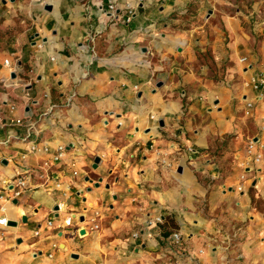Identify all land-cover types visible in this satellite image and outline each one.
<instances>
[{
  "label": "crops",
  "instance_id": "1",
  "mask_svg": "<svg viewBox=\"0 0 264 264\" xmlns=\"http://www.w3.org/2000/svg\"><path fill=\"white\" fill-rule=\"evenodd\" d=\"M113 1L0 0V264H264V0Z\"/></svg>",
  "mask_w": 264,
  "mask_h": 264
},
{
  "label": "built area",
  "instance_id": "2",
  "mask_svg": "<svg viewBox=\"0 0 264 264\" xmlns=\"http://www.w3.org/2000/svg\"><path fill=\"white\" fill-rule=\"evenodd\" d=\"M35 3L44 5V0H33ZM118 0H114L110 6L109 11L110 15L116 12V4ZM144 0H136L135 4L128 3L127 7L129 10H131V13H133L136 8H138L139 4H142ZM247 59H242L243 62H245ZM6 64H8V61H6ZM254 89L258 92L259 99L264 98V78L254 81L253 83ZM254 105L251 102H248L246 104V115L249 116L251 114V110L253 109ZM39 138H34L30 142L29 146V153L31 154H42L48 157L50 161L53 162H59L62 161L66 157L67 148L65 146H58L57 148H52L49 144H44L43 146H40ZM263 150H264V123L262 125V135L260 138L251 139L248 144L247 149V156L252 160L255 164H260L263 160ZM24 159L26 157H23ZM72 167H77V163L74 162L72 164ZM74 175H77V172H74ZM48 178L45 180V183H48ZM29 181L25 177H18L13 179H7L3 181V190L5 192H8L9 195H0V201L3 203V205L0 207V226L7 227L9 226V220L5 216L7 212V204H10L14 199H17L21 196V194L29 187ZM45 185V184H44ZM57 188L61 187L60 183L56 184ZM59 211H61L64 207L63 203L58 204ZM58 211V212H59ZM73 221V217L70 216L67 219L63 221L61 225L58 226L59 229H64L65 227L71 226ZM162 222L161 217H157L155 219V223ZM151 225V223H149ZM48 225L50 227L53 226V222L49 221ZM99 226H94V229H98ZM80 231V230H79ZM36 235H39V233L36 232ZM134 237H138V234H135ZM173 240L176 244L180 243L181 241V235L180 233L176 232L173 235Z\"/></svg>",
  "mask_w": 264,
  "mask_h": 264
},
{
  "label": "water",
  "instance_id": "3",
  "mask_svg": "<svg viewBox=\"0 0 264 264\" xmlns=\"http://www.w3.org/2000/svg\"><path fill=\"white\" fill-rule=\"evenodd\" d=\"M49 9H50V8H49ZM13 77H14V75H13ZM98 162H99V160L97 159V160H96V163H98ZM97 185H98V184H97ZM83 233H84V232L82 231V234H83Z\"/></svg>",
  "mask_w": 264,
  "mask_h": 264
}]
</instances>
